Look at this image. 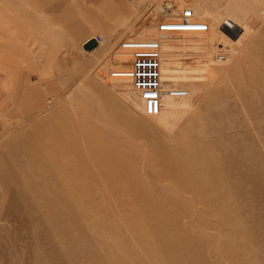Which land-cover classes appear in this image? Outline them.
<instances>
[{"label": "rangeland", "instance_id": "1", "mask_svg": "<svg viewBox=\"0 0 264 264\" xmlns=\"http://www.w3.org/2000/svg\"><path fill=\"white\" fill-rule=\"evenodd\" d=\"M177 1L209 31L162 42L154 116L108 77L122 41L153 37L147 0H131L90 52L63 42L51 63L3 48V62L58 89L34 115L0 122V264H264V0ZM191 48L200 56L184 57Z\"/></svg>", "mask_w": 264, "mask_h": 264}, {"label": "crops", "instance_id": "2", "mask_svg": "<svg viewBox=\"0 0 264 264\" xmlns=\"http://www.w3.org/2000/svg\"><path fill=\"white\" fill-rule=\"evenodd\" d=\"M22 1L28 13L24 22L18 18V0H0V38H9V44L4 45L6 47L0 45V56L4 54L2 51L5 48L4 52L9 49V53L15 56L49 55L53 57L51 63H55L60 53L58 47L63 42L82 48L84 43L100 35L99 32L109 34L110 27H118L119 21L127 19L130 14L131 0ZM5 8L11 9L9 17L3 15L6 13ZM13 8H16L15 14H12ZM4 23L10 24L9 37L7 28L3 29ZM18 24H24L25 27H19ZM3 30H6L5 33ZM19 32L26 35L25 52L19 50V44L23 40ZM35 33H43L46 40L35 45L38 37L31 36L33 38L30 40V35ZM33 72L30 67L19 66L17 61L9 63L0 59V122L34 115L56 93L58 85L52 78L47 76L43 89Z\"/></svg>", "mask_w": 264, "mask_h": 264}, {"label": "built area", "instance_id": "3", "mask_svg": "<svg viewBox=\"0 0 264 264\" xmlns=\"http://www.w3.org/2000/svg\"><path fill=\"white\" fill-rule=\"evenodd\" d=\"M177 2V0H147L152 10L151 13L157 17L154 22L155 33L153 37L122 41L119 48L116 49L118 51L112 53L115 60L111 63L114 67L108 71L109 79L112 81L125 80L137 91L143 105V111L149 116L159 113L161 100L165 94L162 76L165 49L162 42L176 35L208 33L209 31L208 22L197 19L190 7H181ZM94 39L96 42H101L103 38L101 35H96ZM185 52L186 55L183 56L186 58L200 56V52L193 49ZM121 54L130 56L124 65H119L116 61V58ZM216 56L221 61L227 55L226 52L220 50ZM182 59L185 62L191 60ZM183 94L185 95L181 91L173 93V95L179 96Z\"/></svg>", "mask_w": 264, "mask_h": 264}, {"label": "water", "instance_id": "4", "mask_svg": "<svg viewBox=\"0 0 264 264\" xmlns=\"http://www.w3.org/2000/svg\"><path fill=\"white\" fill-rule=\"evenodd\" d=\"M96 43L97 42L94 38L90 39L89 41H87L86 43L83 44V48L87 49V50H91L96 46Z\"/></svg>", "mask_w": 264, "mask_h": 264}, {"label": "bare ground", "instance_id": "5", "mask_svg": "<svg viewBox=\"0 0 264 264\" xmlns=\"http://www.w3.org/2000/svg\"><path fill=\"white\" fill-rule=\"evenodd\" d=\"M94 38H95V37H94ZM92 39H93V38H92ZM99 43H100V42H97V43H96V46H95L93 49H91V50L84 49V48H83V45H82V48H83L85 51L90 52V51L94 50L95 48H97V46H98Z\"/></svg>", "mask_w": 264, "mask_h": 264}]
</instances>
